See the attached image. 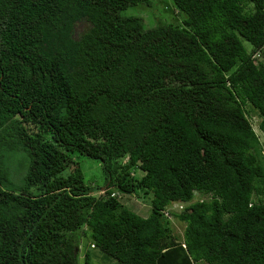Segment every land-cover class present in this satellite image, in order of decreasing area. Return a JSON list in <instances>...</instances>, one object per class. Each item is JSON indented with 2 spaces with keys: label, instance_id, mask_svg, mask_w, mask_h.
I'll return each mask as SVG.
<instances>
[{
  "label": "trees",
  "instance_id": "trees-1",
  "mask_svg": "<svg viewBox=\"0 0 264 264\" xmlns=\"http://www.w3.org/2000/svg\"><path fill=\"white\" fill-rule=\"evenodd\" d=\"M170 1L0 0V264H264V0Z\"/></svg>",
  "mask_w": 264,
  "mask_h": 264
},
{
  "label": "rangeland",
  "instance_id": "rangeland-1",
  "mask_svg": "<svg viewBox=\"0 0 264 264\" xmlns=\"http://www.w3.org/2000/svg\"><path fill=\"white\" fill-rule=\"evenodd\" d=\"M149 2V6H139L135 9L127 10L126 12H124V15L140 17L143 20V24L146 29L154 28L156 26L155 18H159L166 23L177 25L184 17L183 15H179L176 13L170 0H149ZM89 27L90 25L88 24V22L84 20L75 23L72 30V37L75 40L79 39L81 35L88 30ZM245 46L247 50L250 51V45L245 43ZM249 120L251 121L254 131L259 136L261 142L264 144V136L257 128V124L259 122L258 116L254 112H250ZM80 156H74L73 161H76L75 163H78L81 172L84 175L85 181L87 183L91 182L93 184L102 183L103 172L101 168H99L98 164L95 161ZM5 163L8 169L6 185L8 187L12 186L14 189L18 188L21 185V182L27 172L28 163L25 154L23 152L11 153ZM95 195L97 196L98 193H95ZM148 205L149 202L147 200L145 201V203H143L142 199L134 198L131 199L130 209L142 217H147L149 213L148 208L150 209V206ZM172 227L174 235H181L183 230L182 224L174 222ZM88 245L89 244L86 239H84L80 244V250L89 252L90 259L88 260V264L114 263V260L110 256L105 255L98 249L91 246L89 248Z\"/></svg>",
  "mask_w": 264,
  "mask_h": 264
},
{
  "label": "clouds",
  "instance_id": "clouds-1",
  "mask_svg": "<svg viewBox=\"0 0 264 264\" xmlns=\"http://www.w3.org/2000/svg\"><path fill=\"white\" fill-rule=\"evenodd\" d=\"M174 205H180V206H182V209H183V207H184V204H181V203H173V204H171V206L167 209L166 212L164 211V215L167 214L166 216H168V212L171 211L172 209L175 210L176 212L182 210V209L174 208Z\"/></svg>",
  "mask_w": 264,
  "mask_h": 264
},
{
  "label": "built area",
  "instance_id": "built-area-1",
  "mask_svg": "<svg viewBox=\"0 0 264 264\" xmlns=\"http://www.w3.org/2000/svg\"><path fill=\"white\" fill-rule=\"evenodd\" d=\"M174 208L182 209V206H180V205H174Z\"/></svg>",
  "mask_w": 264,
  "mask_h": 264
}]
</instances>
